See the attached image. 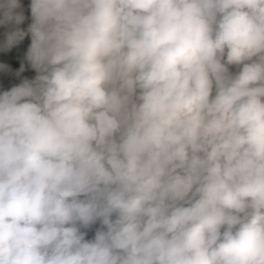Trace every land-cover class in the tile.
<instances>
[{
	"label": "clouds",
	"instance_id": "1",
	"mask_svg": "<svg viewBox=\"0 0 264 264\" xmlns=\"http://www.w3.org/2000/svg\"><path fill=\"white\" fill-rule=\"evenodd\" d=\"M0 27L30 37L0 264H264V0H0Z\"/></svg>",
	"mask_w": 264,
	"mask_h": 264
},
{
	"label": "trees",
	"instance_id": "2",
	"mask_svg": "<svg viewBox=\"0 0 264 264\" xmlns=\"http://www.w3.org/2000/svg\"><path fill=\"white\" fill-rule=\"evenodd\" d=\"M23 3L25 4V6H27L30 3V0H23ZM26 10H27V7H26ZM24 27H26V24L24 25ZM3 33H4V29L2 27H0V40L3 39ZM29 43H30V37H27V38H25V40L23 41L22 44L13 48L11 50V52H9L7 54L0 52V61H6L12 65L13 69H18L20 67V61H21L23 54L25 53ZM23 75L31 76V75H33V73L26 71L25 73H23ZM18 82H19L18 79L13 80V81H9L8 79H6L2 75H0V83H2V84H10V83H18ZM99 226H100L99 223H97L90 230H88V235L86 238L91 239L95 234V230Z\"/></svg>",
	"mask_w": 264,
	"mask_h": 264
}]
</instances>
